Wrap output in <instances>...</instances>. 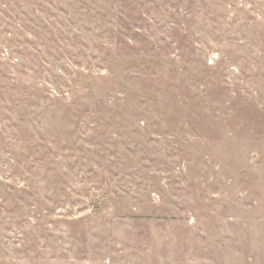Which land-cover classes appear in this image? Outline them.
<instances>
[{"label": "rangeland", "instance_id": "obj_1", "mask_svg": "<svg viewBox=\"0 0 264 264\" xmlns=\"http://www.w3.org/2000/svg\"><path fill=\"white\" fill-rule=\"evenodd\" d=\"M0 264H264V0H0Z\"/></svg>", "mask_w": 264, "mask_h": 264}]
</instances>
